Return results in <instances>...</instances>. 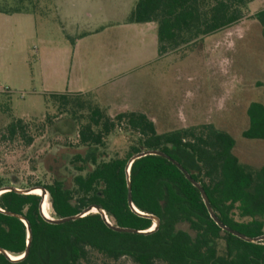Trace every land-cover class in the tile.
I'll list each match as a JSON object with an SVG mask.
<instances>
[{"label": "trees", "instance_id": "trees-1", "mask_svg": "<svg viewBox=\"0 0 264 264\" xmlns=\"http://www.w3.org/2000/svg\"><path fill=\"white\" fill-rule=\"evenodd\" d=\"M252 1L137 0L128 22H156L159 54L163 55L239 22ZM254 16L264 28V8ZM257 84L264 90L263 82ZM84 96L70 91L47 95V101L60 112L83 121L78 139L88 148L85 156L74 157L77 172L70 184L54 178L51 183L33 185L48 191L52 217L77 215L90 205H99L113 223L149 230L153 219L135 212L128 203L126 168L136 153L160 149L202 184L222 222L249 237L264 235V164L254 168L242 163L234 153L236 140L229 132L203 123L159 133L144 112L127 110L112 116ZM247 114L249 126L242 135L264 140V103L251 102ZM46 121L52 122L50 116ZM27 127L19 118L7 131L10 136H23ZM116 129L135 135V142L125 156L99 160L100 148ZM187 157L193 168L187 164ZM130 179L134 205L159 217V225L152 232L115 231L98 212L52 223L41 213V194L3 192L0 208L23 216L32 237L28 244L25 222L0 211V247L17 257L28 250L18 260L0 252V264H87L96 254L111 261L127 257L135 264H264V240L248 242L222 229L211 218L199 189L167 158L147 155L135 160ZM4 186L28 188L12 185L0 176V188Z\"/></svg>", "mask_w": 264, "mask_h": 264}, {"label": "rangeland", "instance_id": "rangeland-1", "mask_svg": "<svg viewBox=\"0 0 264 264\" xmlns=\"http://www.w3.org/2000/svg\"><path fill=\"white\" fill-rule=\"evenodd\" d=\"M136 2L0 0L2 10L23 11L0 12V176L5 182L31 187L61 178L70 184L77 172L74 157L86 155L88 148L78 139L83 121L48 102L52 92L81 91L112 116L144 112L159 133L211 123L235 138L234 153L242 163L264 164V140L242 135L249 126V104L264 103L257 84L264 83V28L254 16L264 0L248 4L244 17L230 27L163 55L154 47L144 49V36L126 24ZM126 102L131 109H121ZM141 103L143 109H136ZM19 118L28 124L26 133L10 136L7 127ZM136 138L116 129L100 148L99 160L125 156ZM186 162L193 168L188 157ZM87 264L135 263L96 254Z\"/></svg>", "mask_w": 264, "mask_h": 264}, {"label": "water", "instance_id": "water-1", "mask_svg": "<svg viewBox=\"0 0 264 264\" xmlns=\"http://www.w3.org/2000/svg\"><path fill=\"white\" fill-rule=\"evenodd\" d=\"M147 155H160V156H163L165 158H167L168 160H170L171 162H173L175 165H177V167L185 174V176L187 177V179L189 181H191V183L197 187L199 189V191L201 192L202 194V197H203V200L207 206V209L210 213V216L211 218L224 230L226 231H229L231 233H233L234 235L240 237L241 239L245 240V241H248V242H259L261 240H264V235L262 236H259V237H249L237 230H234L232 229L231 227H229L228 225H226L224 222L221 221V219L218 217V215L216 214V212L214 211L211 203H210V200H209V197L204 189V187L202 186V184L197 181L196 179H194L191 175V173L176 159H174L171 155H169L168 153L160 150V149H147V150H143V151H140L138 153H136L135 155H133L129 161H128V164H127V173H128V177H127V181H128V203L130 205V207L137 213L143 215V216H146V217H149V218H152L153 221H154V224H153V229H149V230H138V229H135V228H132V227H123V226H120V225H117L115 223H113L110 218L108 217L106 211L100 207L99 205H90L88 207H86L81 213L77 214V215H72V216H67V217H63V218H54L52 216H46L43 212V209H42V204L44 202V199L46 196H48V191L44 188V187H41V186H32V187H28V188H18V187H15V186H4V187H1L0 188V194H2L3 192H6V191H11V190H16L17 192L19 193H23V194H30L32 193L33 190L35 189H41L42 190V194H41V197H42V201H41V213L42 215L49 221V222H52V223H56V224H60V223H65V222H68V221H71V220H76L77 218H80V217H83L91 212H98L102 215V217L104 218V220L106 221V223L112 228L114 229L115 231H118V232H130V233H149V232H152L153 230H155L158 225H159V217L154 215V214H149V213H144L142 211H140L133 203V198H132V184H131V179H130V168H131V165L132 163L139 159V158H142L144 156H147ZM49 197V196H48ZM95 210V211H94ZM0 211L6 213V214H10V215H15V216H18L20 217L24 222L25 224L27 225V228H28V237H29V240H28V244L30 243V240H31V237H32V232H31V228H30V225L28 223V221L21 215L19 214H16V213H13V212H9V211H6V210H3L2 208H0ZM0 252L4 253L8 258L12 259V260H18V259H21L23 258L24 256L27 255L28 253V250H26V252L19 256L18 258H13L8 251H6L5 249L1 248L0 247Z\"/></svg>", "mask_w": 264, "mask_h": 264}, {"label": "crops", "instance_id": "crops-1", "mask_svg": "<svg viewBox=\"0 0 264 264\" xmlns=\"http://www.w3.org/2000/svg\"><path fill=\"white\" fill-rule=\"evenodd\" d=\"M127 25L133 26L137 33H139L141 36H144L145 39L142 40L144 43V49L148 50L147 46L150 47V49L156 48L159 52V44H158V24L156 22H143V23H134V22H126ZM149 37V41L146 39ZM148 41V42H147ZM144 61L147 62V59ZM70 92H81V91H70ZM82 93V92H81ZM143 103L138 104L136 106V109H143L142 108ZM132 106H130L127 102L125 104H122L121 109H131Z\"/></svg>", "mask_w": 264, "mask_h": 264}, {"label": "bare ground", "instance_id": "bare-ground-1", "mask_svg": "<svg viewBox=\"0 0 264 264\" xmlns=\"http://www.w3.org/2000/svg\"><path fill=\"white\" fill-rule=\"evenodd\" d=\"M32 193L34 194H42V190L41 189H35L32 191ZM50 203H49V199H48V196L45 197L44 199V202L42 204V209H43V212L46 216H51L50 214ZM95 211V210H94ZM150 229H153V228H150ZM13 258H18L17 256H12Z\"/></svg>", "mask_w": 264, "mask_h": 264}]
</instances>
